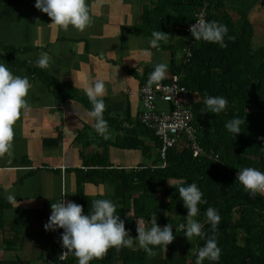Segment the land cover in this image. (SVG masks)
I'll use <instances>...</instances> for the list:
<instances>
[{"label": "trees", "instance_id": "trees-1", "mask_svg": "<svg viewBox=\"0 0 264 264\" xmlns=\"http://www.w3.org/2000/svg\"><path fill=\"white\" fill-rule=\"evenodd\" d=\"M233 2L234 0H157L152 8L144 9L141 19L142 34H149L151 37L152 31L159 28L169 34L166 40L160 42L169 43L168 49L172 55L168 67L170 78L161 82L168 83L173 75H177L181 84L194 94L191 104L192 124L196 128L197 142L202 153L194 157L190 148L174 147L167 151L166 166L161 167L159 150L162 142L154 131L140 122L137 130L118 128L115 142H108L106 138L102 140L103 144H97L140 150L145 157L154 150L153 164L142 165L139 171L111 170L104 146L102 153L86 157L84 167L91 169L87 172L83 168L78 171L77 191L72 201L83 205L85 213L90 212L93 199L102 197L86 195L83 184L117 185L122 190L121 197L106 198L116 204V214L124 219L126 229L136 230L137 220L140 218L146 227H150L155 215L158 225L162 227L172 223L173 232L176 233L175 227L187 215L178 187L195 182L203 193L202 199L206 201L199 204L197 219L203 222L205 210L210 206L216 208L221 216L215 230L210 224L204 223V235L195 237V249H198L215 231L218 246L222 249L218 261L206 259L203 264H264V194L258 193L255 198L250 197L236 177L238 170L243 167H255L264 171V140L260 139L264 137V43L257 48L253 46L254 29L251 20L254 5L245 7L244 10L242 3ZM254 2L258 3L253 0V4ZM204 3H207L206 20H216L227 25L229 31L225 36L226 47L202 40L194 42V38L193 45H190L191 40L186 31L175 29L176 26L186 27L193 22L194 13ZM188 46L191 56L185 62L183 49ZM26 51L27 49H22L20 52ZM17 52L13 47L0 44V61L12 67L26 66V61L16 57ZM28 70L47 86L55 100H75L92 108L89 98L77 95L75 90L50 78L43 70ZM152 70L147 73L148 77ZM147 80L148 78L143 79L145 85ZM206 93L225 96L229 102L227 110L216 115L204 113ZM236 116L245 119L240 125L241 132L234 136L226 129L225 123ZM104 118L108 121L109 128L118 123L110 119L106 109ZM139 133L146 135L148 141L154 144L153 147H149ZM84 136L85 131L80 134L79 139ZM50 213L38 215L43 225L48 221ZM49 231L50 237L43 244L38 261L41 264H78L77 258L71 253L65 260L58 259L62 229ZM18 232L16 229L15 237L7 241L9 247L22 238L21 234L18 236ZM146 256L142 248L132 250L128 247H113L103 256L90 261V264H146ZM195 261L193 254L191 258H168L165 264H195Z\"/></svg>", "mask_w": 264, "mask_h": 264}, {"label": "crops", "instance_id": "crops-1", "mask_svg": "<svg viewBox=\"0 0 264 264\" xmlns=\"http://www.w3.org/2000/svg\"><path fill=\"white\" fill-rule=\"evenodd\" d=\"M156 2L87 0L92 23L79 31L49 25L50 17L35 8V0H0V44L16 49V57L26 61L27 67L7 66L16 75H27L32 84L27 96L30 108L22 111L14 125L11 148L0 154V264H41L38 257L50 231L45 230L38 215L51 212L52 202L75 199L78 171L91 169L84 167L86 157L102 153L106 146L97 143L103 144L106 138L115 142L118 128L138 129L142 106L137 93L145 85L143 79L148 78L147 73L156 62L170 65L172 56L166 41L152 49L150 58L141 55L151 39L149 34L141 33L142 15L145 8H152ZM22 49L27 51L20 52ZM44 51L52 57L48 68L34 63ZM29 68L43 70L81 97H87L84 82L104 80L105 109L110 119L118 123L110 126L107 137L99 138L101 135L94 131L93 121L87 115L90 109L79 101L55 100ZM169 78L167 70L164 80ZM168 108V104L158 100V110ZM83 131L85 136L79 139ZM139 135L153 147L146 135ZM105 148L111 170L128 171L135 166L152 165L155 160L154 150L150 157H145L140 150L110 144ZM83 190L91 197L122 195L117 185L85 183ZM8 192L15 195V201L7 199ZM16 229L22 238L9 247L6 243L15 237ZM175 234L179 236L168 245L166 255L163 250L156 255L146 253V264L192 257L190 249H195V238L190 242L183 232ZM130 235L135 237L137 231H130Z\"/></svg>", "mask_w": 264, "mask_h": 264}, {"label": "clouds", "instance_id": "clouds-1", "mask_svg": "<svg viewBox=\"0 0 264 264\" xmlns=\"http://www.w3.org/2000/svg\"><path fill=\"white\" fill-rule=\"evenodd\" d=\"M35 8L50 17L49 25L58 29L67 30L69 27L83 31L92 23V16L87 0H35ZM198 19L191 24L189 31L194 37V42L205 41L217 43L220 47H226L225 36L228 34L226 24L216 20H206L203 13H198ZM169 34L160 30H153L149 47L141 50V55L151 57L152 49L156 48L160 41L166 40ZM232 37H229L231 39ZM52 57L49 52H41L34 61L40 68L50 67ZM169 65L166 62H156L149 73L147 87L158 85L167 77ZM32 84L27 75L14 74L6 63H0V154L9 151L14 138V125L20 118L22 111H27L30 105L27 100ZM83 91L89 98L92 108L87 115L92 119V128L101 136L109 134V124L104 118L106 91L105 81L94 79L83 83ZM228 99L223 95L204 96V113L220 114L227 110ZM240 116L233 117L225 123L226 129L236 136L240 133V125L243 120ZM264 140V137H260ZM219 161V160H217ZM237 181L249 196L255 198L257 194H264V171L255 167H243L238 170ZM107 190L106 188L104 189ZM178 194L187 209L186 217L175 227L176 233L183 232L185 237L192 242L195 237L203 236V224L208 223L215 230L221 220L218 210L208 207L204 213V221L197 219L199 204L206 203L202 199L203 193L197 183L181 185ZM7 199L15 201V195L7 193ZM116 204L108 198H97L92 201V210L84 212L83 205L72 200L62 198L58 202L51 203V213L44 224L46 231L63 229L60 234L62 248L65 249L60 258L69 253L77 258L78 264H90L95 258L103 256L109 248L128 247L142 248L147 254L156 255L160 250L167 252L168 245L176 236L173 232V224L160 226L157 217L153 215L151 226L146 227L142 218L137 220V235H130L126 229L125 221L116 214ZM222 249L213 234L205 239L203 246L198 249H190V255L196 257L195 264H203L208 261H218Z\"/></svg>", "mask_w": 264, "mask_h": 264}, {"label": "built area", "instance_id": "built-area-1", "mask_svg": "<svg viewBox=\"0 0 264 264\" xmlns=\"http://www.w3.org/2000/svg\"><path fill=\"white\" fill-rule=\"evenodd\" d=\"M207 3L194 13V21L186 27L176 26V30L186 31L191 40L190 45H193V38L189 27L198 19V13H203L206 19ZM183 57L187 62L191 56L190 47L183 49ZM141 101V114L139 122L148 129L155 132L156 136L161 139L162 145L159 150L161 157V167L166 166V153L169 149L177 146H183L192 150L193 156L196 157L202 153L201 146L197 142L196 128L193 126V114L191 104L194 101V94L190 92L184 85L181 84L180 77L173 75L170 82L159 83L147 87L142 85L137 93ZM161 101L168 104L166 110H158L157 102ZM142 166H135L129 171H139ZM237 177V173H236ZM63 232V229H62ZM65 251L59 244L57 257L59 260H65L67 255L60 258L61 253Z\"/></svg>", "mask_w": 264, "mask_h": 264}, {"label": "rangeland", "instance_id": "rangeland-1", "mask_svg": "<svg viewBox=\"0 0 264 264\" xmlns=\"http://www.w3.org/2000/svg\"><path fill=\"white\" fill-rule=\"evenodd\" d=\"M256 2L258 3H255L253 4V0H250V2H246L248 5H245V1L244 0H241L238 1V0H234V4H243L242 7H244L243 9L245 10V7H248V6H252V11H253V19L251 20V23L253 24V29H254V32H253V46L255 48L261 46L263 43H264V0H255ZM239 6V7H241ZM256 6H258V9H256ZM146 163V162H145ZM175 234V233H174ZM175 236H179L177 234H175ZM164 252V251H163ZM164 255V254H163ZM166 255V253H165ZM169 255L171 257H173V255H171V253H169Z\"/></svg>", "mask_w": 264, "mask_h": 264}]
</instances>
